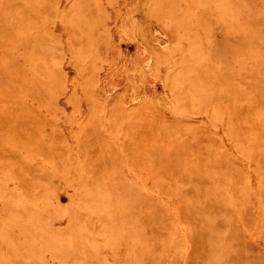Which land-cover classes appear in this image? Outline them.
<instances>
[{
  "label": "rangeland",
  "instance_id": "obj_1",
  "mask_svg": "<svg viewBox=\"0 0 264 264\" xmlns=\"http://www.w3.org/2000/svg\"><path fill=\"white\" fill-rule=\"evenodd\" d=\"M263 88L264 0H0V264H264Z\"/></svg>",
  "mask_w": 264,
  "mask_h": 264
},
{
  "label": "bare ground",
  "instance_id": "obj_2",
  "mask_svg": "<svg viewBox=\"0 0 264 264\" xmlns=\"http://www.w3.org/2000/svg\"><path fill=\"white\" fill-rule=\"evenodd\" d=\"M13 8H14V10L15 11H17L18 13H17V16L15 17V26L16 27H18V24H17V22H23L25 19H32L33 20V18L32 17H30L29 15H27V14H25V13H23L22 12V10L19 8L18 9V7H14L13 6ZM25 22V21H24ZM19 28V27H18ZM20 31H21V29H20ZM3 66L5 67L4 68V70L6 71V72H9V70H8V68L6 67V65L5 64H3ZM257 92H258V94L260 95V97H259V100H260V102H262V104H260L259 102H258V104H259V106L260 107H262L263 109H264V88H263V93L261 92V91H259V90H257ZM212 94V92H210V95ZM218 94V93H217ZM181 95H187V91H186V89L184 88L183 89V92H181L180 94H179V96H181ZM213 96H216V94L214 95H212V97ZM188 97V96H187ZM204 98H206L205 97V95H204ZM220 98H221V96H220ZM242 98L243 97H241V99L240 100H238L237 98H236V96H233V104H231V102H230V100H227V103L229 104V107L228 108H226V111L228 112V114H230V115H232V114H234V112H232V110L236 107V106H238L239 104H240V102H241V100H242ZM25 109H20L19 111L20 112H22V111H24ZM236 111V110H235ZM27 112V111H26ZM25 112V113H26ZM182 125H184V124H182ZM184 128V127H183ZM182 146H184V144H183V142L181 141L179 144H178V147H176V148H174V151H176L178 148L180 149ZM167 154H163V156L160 158V163H159V168L156 166V163H155V169H159V171H162L155 179L156 180H158V181H163L165 178H167L168 180L170 179V178H172L173 176H175V175H178L180 172H182L183 170H182V166H181V164L178 162V159L176 158V159H173V158H171L170 156H168L170 159H173L174 160V162H173V165H172V163L170 162V161H168L167 160ZM147 158L148 159H150V157H145V158H135V157H133L132 158V166H131V168L132 169H134L135 171H136V173H138V174H140V177L142 178V180L144 181V177H143V170L145 169L146 170V168H151V165H150V163H149V161L147 160ZM153 160H155V159H153ZM147 163H149V167L147 166ZM193 166H196V165H193ZM105 167H106V164H105ZM110 168V165H109V167H107V169H109ZM179 169V170H175V169ZM115 169V168H114ZM166 170H168V171H166ZM173 172V173H172ZM175 172H178V173H176L175 174ZM93 174V173H92ZM93 177V176H92ZM146 177V176H145ZM166 183V182H165ZM118 184V183H117ZM123 193H125V192H123ZM131 219V218H130ZM131 221V223H133V221L132 220H130ZM121 225H124V223H122ZM197 242V241H196ZM195 242V243H196Z\"/></svg>",
  "mask_w": 264,
  "mask_h": 264
}]
</instances>
